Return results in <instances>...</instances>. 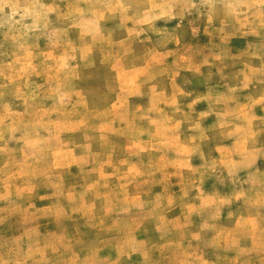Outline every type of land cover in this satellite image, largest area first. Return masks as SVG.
Instances as JSON below:
<instances>
[{
  "label": "rangeland",
  "instance_id": "374dc122",
  "mask_svg": "<svg viewBox=\"0 0 264 264\" xmlns=\"http://www.w3.org/2000/svg\"><path fill=\"white\" fill-rule=\"evenodd\" d=\"M0 264H264V0H0Z\"/></svg>",
  "mask_w": 264,
  "mask_h": 264
}]
</instances>
